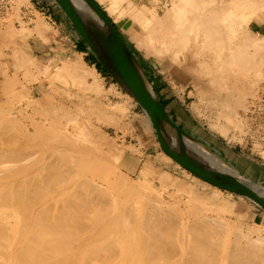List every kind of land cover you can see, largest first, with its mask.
I'll return each mask as SVG.
<instances>
[{"label":"bare ground","instance_id":"1","mask_svg":"<svg viewBox=\"0 0 264 264\" xmlns=\"http://www.w3.org/2000/svg\"><path fill=\"white\" fill-rule=\"evenodd\" d=\"M58 1H60L62 5L68 6L66 0ZM96 1L98 4L105 5L104 9L107 11L108 15L112 17L113 21L119 22L121 19H129V25L125 27V23H122V27L126 29L127 35L131 41L143 46L152 54L169 58L172 65L169 67L168 73L173 84L179 82L178 84L180 85L182 82V84L186 86L191 83V87L196 94L195 97L200 99H197V103H191L190 105L191 110L195 113L197 112V115H199L198 113H200L201 110V101L202 99H206L207 93L210 91H213L212 95L218 91L229 93V97H220L223 98L221 102L215 101V98H219L216 94L212 97V100L207 96L209 100H206L210 101L208 105L214 104V107L218 106L215 120L212 122L209 121L211 122L210 127L213 131L223 136V138H230L231 140L237 137L234 138L230 126H233L232 129H235L233 131L237 129L236 133L238 134L246 125L248 127V117H246L248 122H245L246 119L241 121V119L245 117H238L237 109L241 107L244 109L245 113L248 108L246 104L247 100L245 99L247 95L257 96V87L254 88L256 85L254 84V80L250 78L251 74L253 73L255 76L264 77L261 76L264 75L262 74L264 69H262V71L260 69L261 64L264 63V57H262L264 56L262 55L264 52L261 51L262 48H264V35L258 36V33H252V31L249 30V25L252 22H262L261 13H264V0H171V5L167 10H163L161 16L156 14L155 7H152L153 5L151 6L152 8L142 4L137 6L133 0ZM79 16L84 30L90 36V27L85 15L79 12ZM35 22L36 21H34V23ZM43 23L44 22L37 20V23L34 24L35 27H31V29H35L34 31L36 34L41 37L43 36L42 39L46 37V31L48 30V26ZM9 30L13 33L11 28L8 29V31ZM22 31L23 32L20 33L21 36L19 35L21 39L17 36L18 38L12 43V45H15L12 48V53H10L11 56L10 54L9 56L15 61L16 65L25 68L27 64L31 65L32 63L30 64V62H28L30 56L28 57L26 52L22 50L24 38L26 37L24 34L25 29L23 28ZM10 33L8 34L11 37L15 36V33L13 36ZM43 40L45 41V39ZM113 41L116 49L123 54L121 46H119L115 40ZM11 42L9 43L11 44ZM249 48L251 50H249ZM1 53L2 52H0V57ZM7 56L8 55L5 57ZM37 62H35V65ZM68 62L70 65V61ZM68 64H65L67 65L66 67H68ZM1 65L2 64H0V68L2 67ZM84 65H86L84 62L77 60L74 64L70 65L71 70L69 71L75 74L78 79H81L84 86L86 85V89H90L93 92V90L99 88V81H97L99 78L97 80L95 78L98 72L96 73L94 69L88 70L89 68ZM38 66L36 67L37 70L40 68V65ZM44 67L42 66L41 69ZM262 68H264V66H262ZM67 69H69V67ZM24 71L26 72V70ZM69 71L67 70V72ZM11 72V69L7 68L6 65L3 70L0 71V134L2 135L6 131L9 132L8 129L12 132L13 130L10 129L12 127L18 131L16 135L13 133L10 134L11 136L13 135L12 138L5 137V134H7L6 132L0 139V264H65L67 261L68 264L71 263L70 258H73V256L70 255L75 254L73 252H77L78 254H83L85 252V255L82 256L81 254L80 256L81 258L83 257L81 259L83 263L85 262V256L86 259L91 260L96 254V257L102 256V260L106 258V261H110L111 258L112 264L115 262L116 264L120 262V264H124V261L125 263L128 262L127 264L130 262L134 263V261H138V263L141 262V264H150L153 260L154 262L156 261V264H264V233H262L264 227L260 225L256 226L257 224H255V228H250L249 225H246L244 228V217H240V214H238V218H234L235 220L233 221L230 218L223 217V215L220 217H212L210 215L203 216V212L202 216L199 215L201 213L196 212L199 215L197 216L194 212L197 211L196 207L198 208V205H193V207L191 205L188 207L187 205V207H185H191V210H185L186 208L183 210L186 211V213L187 211L193 213L191 214L189 212L193 218L186 217V213L179 216L177 212H181L182 209L181 211L177 210V206L175 210L178 217L173 212L175 207L171 205L173 202L167 201L168 203H165L162 199V195L160 196V194L154 193L158 190L156 191V189H153L154 192L152 190L153 195L157 194V198L153 196V200L161 204H156L152 199L149 202L153 203H149L146 198H150H145V195L142 193L144 186L142 187L143 189L138 186L142 190L140 191L138 187H136V185L133 186L132 183L127 185L124 183L126 186H122L124 184L120 183V180L115 181V184L119 185L117 183H120V185L122 184L121 186L124 187L125 191L121 189L122 187L119 185V191L123 190L126 194L123 195V191L120 192V194L122 193V198L125 200L131 197H126L127 195L135 194L138 199L133 207H130L133 205V203L130 205V202L133 201L128 202L129 206L124 205L123 207L122 205V209L124 208L123 212L117 209L119 212H122V215L121 213L118 215L120 217L114 215L110 217L109 215H111V213L108 211H111L112 207L109 204L108 206L111 208L108 206H106L107 208L105 207L106 197L101 194L105 191V196H107L106 194L109 193L107 190L108 188L104 189L106 181L99 174L96 180L94 178L89 179L91 176H88V178L87 175L91 173L93 175L97 171L95 169H100V174L101 171L102 173L103 171L109 173V179H111V176H116V172L112 165H114L113 162L116 163L117 157L120 156L121 152L113 153L110 146L105 142L107 139L105 140L103 135L95 132V130L93 131L92 129L94 127L91 129L89 126L90 124H85L87 123L86 121L85 123L82 121L84 124H81V128L67 121L66 115L68 114L66 112L71 110H68L70 103L61 104V102L53 99L52 96V98L50 97L51 100L46 97L44 98L43 95L41 98H32V100L30 99L31 101L28 100V91L32 92L34 87L28 88L27 86L24 87L23 84L18 85V80L14 72H12V77ZM40 72L39 70V73ZM15 73L17 72L15 71ZM27 73L30 74L29 72ZM69 76H71V74ZM247 77H249V79H247ZM81 81L80 83L83 84ZM11 84L12 86H9L8 90L11 91L12 95L17 91L15 88L18 85L22 91H25L27 98L24 100L19 99L20 101L17 106H11L9 108L6 106L7 108L4 110L1 103L2 96L4 97L2 94L6 91L5 87ZM256 84L258 83L256 82ZM43 88L42 85H39L41 91ZM83 88H81V90H83ZM261 88L258 87V90H261ZM101 90L103 92L102 88ZM95 91L96 94L100 93L97 92V90ZM259 92H264V89ZM20 94L21 92L18 93L19 96H21ZM217 94H219V92ZM237 94L239 95L238 97L236 96ZM15 95L16 94H14V96ZM235 97L237 99L234 100ZM9 103H12V101ZM96 103L98 106L102 104L97 100ZM203 103L207 102L205 101ZM253 104L255 105V103ZM203 105L205 106V104ZM260 105L262 104H259V107H261ZM1 107H3V109ZM60 107L63 111H66V115L63 116L67 121L65 123H61L56 119L61 118L58 114L60 118L55 117L54 113L52 116V109L54 110L55 108L56 110V108L59 109ZM72 108L74 109L75 106ZM104 108L101 106L100 109L99 106L98 109L100 110L98 111L100 112ZM109 109H111V107ZM109 109L107 110L109 111ZM115 109L119 111L124 110V108L119 105L116 106ZM115 109L112 108L111 112ZM125 109L127 110V107ZM55 110L53 112H55ZM59 110H56V112ZM29 112L30 114L32 112L40 116L39 119L41 118V120L38 118L35 120V118L29 117ZM103 113L104 112H102V114ZM133 114L135 113L133 112ZM107 115L109 118L111 117L109 121H112L111 114ZM136 115L138 114L136 113ZM48 116H50L53 121L51 122L49 119L50 124L48 123L49 126L45 127L44 118ZM108 116L105 115L107 118ZM52 117L55 118L53 119ZM67 117L70 118V116ZM160 119L166 126L173 128L170 121L161 112ZM260 119H262V117ZM242 122L246 124L244 127ZM250 126L249 123V127ZM6 127L10 128L7 129ZM52 131L56 134L54 138L51 136ZM251 132L253 131L251 130ZM245 133L244 135H246ZM35 137H39V139L34 140ZM19 139L22 141H19ZM200 139L203 138L200 137ZM200 139L198 140L200 141ZM142 141L141 143L144 144L145 142ZM187 143L188 146L204 160L211 164L222 166L220 160L214 154L210 153L202 144L190 140H187ZM261 143H264V140H262L260 144L258 142L259 145H261ZM160 159L165 164L173 166L177 164V162L167 154H164ZM157 160L155 159V161ZM93 170H95V172ZM198 180L200 179L198 178ZM201 183L206 186L209 185V183L205 181ZM116 185L115 187L117 188L118 186ZM115 187L113 189L112 187L110 188L112 191L116 192L114 190L116 189ZM102 188L104 190H102ZM149 189H151V186ZM117 192L115 194H117ZM109 195L107 197L108 199L110 197ZM147 195L150 194H146V196ZM216 195L217 194L214 196ZM113 198H115V196ZM133 198L135 197L133 196ZM129 199L130 198L126 200ZM107 201L108 203L110 202L109 200ZM116 202L114 200V204ZM162 202H164L163 205L167 204L166 208L162 207ZM168 205H170V207ZM173 205H175V203H173ZM231 205L230 207L232 208ZM171 206L173 207V211L171 212L176 216L170 215L169 209H171ZM118 207H121V205ZM231 208H229V214ZM201 209L202 208L198 210L201 211ZM226 210H228V208ZM194 214H196V216ZM183 215H185V218ZM117 220H120L119 226L122 225L118 228L119 230L114 231L111 227L113 226L114 228L113 223L116 224ZM210 220L212 221L210 222ZM108 221H110V223H108ZM106 222L108 224L112 222L113 224L109 230H107L109 226L105 225ZM103 225L106 226V230L103 228L102 231H97L98 227H102ZM250 225L252 226V224ZM110 230L113 231L111 232ZM230 234L233 235V238H231ZM94 243H96V247ZM91 244L94 245V250L89 247ZM97 244L99 246L98 248ZM62 245L65 247H61ZM124 245L128 248L121 251L122 248L125 249L124 247L126 246ZM121 246L122 248H120ZM88 247L90 249H88ZM62 248L65 250H62ZM86 251H89L90 254H86ZM61 253H65L62 256L67 255L66 253L70 255L62 258ZM91 254H93V256H90ZM68 256H70V258ZM96 257L93 258V261ZM65 258H69V260ZM76 258L77 260L75 258H73V260L75 259L74 261H76L75 263L77 264L80 259L78 257ZM63 259H65L66 262H64ZM113 259L115 261H113ZM102 260H95V263L98 264V262H100L102 264L105 259L101 262ZM87 263L93 264L92 261H87Z\"/></svg>","mask_w":264,"mask_h":264},{"label":"rangeland","instance_id":"2","mask_svg":"<svg viewBox=\"0 0 264 264\" xmlns=\"http://www.w3.org/2000/svg\"><path fill=\"white\" fill-rule=\"evenodd\" d=\"M26 1L27 0H13V1L12 0H8V2L10 4L9 5L10 7L9 6H8L9 8L5 7V6L1 7L2 11L0 12V22H1L0 24H2V23L3 24L0 25V39H1L0 40V49H1L0 52H2L1 53V57H0V64H2L1 65L2 67L0 68V71L3 70L4 66L6 65L7 68H10L11 71L14 72L15 77L18 80V85L23 84L24 87L27 86L28 88H33L34 87L32 92L28 91V95H29L28 96V98H29L28 100H30V99L32 100V98H34V99L41 98L42 95H43L44 98L46 97V98L51 99L53 97V99H56V101L61 102V104L70 103L68 110L69 109H71V110L66 112V111H63V109L60 107L59 108L60 110L58 108H56V110H59L58 112H56V110L54 108L55 112H53L54 110L52 109V116H53V113H54L55 117H59V116L61 117V118L59 117L60 119L56 118L59 122L65 123V122L69 121L72 124L77 125L79 128H81L80 126L83 123L82 121H84V123L86 121L87 123H85V124H88V125L90 124L89 126H90L91 129L93 127L95 128V129L94 128L92 129L93 131L95 130V132L100 133L101 135H103L105 140L107 139L105 142L108 144V146H110V149H111V151H113V153H116V152H119V151L121 152L120 156L117 157L116 163L113 162L114 165H112V167L114 168V170L116 172V176H114V177L111 176V179H109L108 178V177H110L109 173L106 172V171H103V173H102V171H101V174H100L99 173L100 169H95L97 171L99 170L98 173L96 171L97 174L96 173L93 174V175L96 176V178H95V176L92 175V173L87 175V177L91 176L90 178L88 177L89 179L94 178L96 180L97 177H98V174H99L106 181V184H104L105 188L104 187L103 188L104 189L108 188L107 190L109 191V193L107 192L108 193V194H106L107 196H105V193H104L105 191L103 192L104 194L103 193H101V194L104 195V197H106L105 198L106 199L105 207L108 206V204L111 205V207H112V210L108 211V212L111 213V215H109L110 213L108 214L110 217H112L113 215L117 216V217H120L118 215H120V213L122 215V212H123V209H124V208L122 209V205H123V207H124V205L129 206L128 202H130V201H133V202H130V205H132V203H133V205L130 206V207H133L135 205V202L138 199L137 195H135V194L134 195L133 194L132 195H127L126 197L131 196V197H128V198H130L129 200H126L128 198H126L124 200V198H122V196H121V194L124 193V191H125L124 187H122V186H126L127 184H131L132 183V185L133 186L136 185V187L140 186V188H142L144 186V190L146 192L143 190L142 193L145 195V198L146 197L150 198V199L146 198L148 202L151 199L154 202L156 201V200H153V196L157 198V194L153 195V193H152V190L156 189V191L157 190L158 191L154 192V190H153V192L160 194V196L162 195V199H163V201H165V203L167 201L175 203V205H173V203H171L172 206H175L174 207V211L172 210L173 209L172 206H171V209L167 208V209L170 210V212L168 210L170 215L176 216L177 213H178V215L180 216L183 213L184 214L186 213V211H184L183 209L186 208L187 205H188V207L190 205L192 207H193V205L194 206L198 205V208L196 207L197 211L194 210L195 211L194 213H196V212L197 213H201V214H199L200 216H202V212H203V216L204 215H210L212 217H220V216L223 215V217L230 218L233 221L236 218H238L237 216H238V214H240L239 215L240 217H244V228H245L246 225H249L250 228H255L256 226H259V225L264 227V211H262L255 203H253L252 201H250L246 197L244 198V196H241V195H240L241 196L240 197L238 194H236L234 192L218 188V187L213 186L211 184L207 185L208 186L207 187L206 185H203L201 183L203 180H201L200 178H199L200 180H198V177H196L195 175L190 173L188 170L183 168L178 163H177L178 165L175 164L176 166H173V165L165 164L164 162H162L160 157H162L165 153L161 149V147H160V145H159V143H158V141L156 139V135H155L154 129H153L151 123L149 122L146 114L141 109V107L138 105V103L135 101V99L132 96H130L125 90H123L122 87L117 82H115V80L96 61V59L91 55L89 50H84V51H80L79 50L80 49L79 46L82 43V38L80 37V35L76 31V29L73 27V25L69 21L68 17L65 15L64 11L59 7V5L55 2V4L58 7V9L61 11L62 14L65 15V17L68 19V21L70 22V25H71L69 27L70 29H69V31L67 33H61L60 31L58 32L57 30H55L54 29L55 28L54 25H52L48 20H46L44 18V15L35 14L36 18L23 17L22 11H21V7L26 5ZM170 1L171 0H148V1L147 0H144V1L143 0H133V2L137 6L142 4V5H146L149 8L155 7L156 14H158V16L162 15L161 13H163L164 9L167 10V8L171 5ZM99 5H100L101 9L109 17V19L114 23V25L119 30V32L121 33L122 37L126 41V43L130 46V48L134 52L135 56L137 57L138 61L141 64V66H142V68H143V70H144V72H145V74H146L151 86L153 85L152 84V80L154 79V77L152 75V71H151V68L153 67V64L157 65V66H163V69H161L163 71L162 76L163 75L164 76H166V75L169 76L168 69L172 65V63L170 62L169 58L166 57V56L163 57V56H158L156 54H152V53H150L149 50H147L143 46L139 45L136 42L131 41L129 39L128 35H127L126 29L124 27H122V23H125V27H127L129 25V23H128L129 19L128 18H126L124 20L121 19V20H119V22L118 21H113L112 17L109 16L107 11L104 9L105 5H103V4H99ZM160 8L162 9V11H161ZM261 18H262V22L259 23L260 25L264 24V13H261ZM33 20L36 21L35 23H37V20L40 21V22L42 21V22H44L43 24H46V26H48V30L46 31V37L43 38V39H45V41L42 39L43 36L42 37L39 36L38 34L35 33V31H34L35 29L33 30V28L35 27L34 26L35 23H34ZM31 27H33V28L31 29ZM10 28L13 30V33L10 30L8 31V29H10ZM23 28L25 29L24 34H25L26 37L24 38V45H23L24 47L22 46V50L24 52H26L28 57L30 56L31 60L28 58L29 59L28 62H30V64L32 63L31 65L27 64V66H25V68L24 67L21 68V66L16 65L15 61H13L12 58L10 57L11 56L10 53H12V48L15 45V44L12 45V43L15 42L16 38L21 36L20 33L23 32L22 31ZM249 30L252 31V33L253 32L254 33H258L259 34L258 36L264 35V26H259L258 27L257 25H255V24L252 25V23H251L249 25ZM26 32L29 33V34H27ZM8 33H10L12 36L15 33V36L11 37ZM20 39H21V37H20ZM11 41H13V42H11ZM9 42H11V44ZM250 48H252V47H250ZM250 48H249V50H251ZM84 49H86V48H84ZM261 51L264 52V48H262ZM81 52H84V53H81ZM9 54H10V56H9ZM6 55H8V56L5 57ZM262 55H264V53H262ZM46 57H48L49 59L46 58ZM262 57H264V56H262ZM32 59H33V62L34 61L35 62L38 61L36 63V65H35V62L34 63L32 62ZM67 60L70 61L71 64H74L77 60L82 61V62H84V64H86L84 66L89 68L88 70L94 69L96 71V73L98 72V74L95 76V78H96V80L99 78L97 80V81H99L98 82V84H99L98 87L99 88H96L95 90H97V92H100L99 94H96L95 90H93V92H92L90 89L89 90L86 89V85L84 86V83L81 81V79H78V77L75 76V74H73L71 71H69V70H71L70 69L71 68L70 67L71 64L69 65L68 64L69 62ZM39 62H40V64H39ZM64 63L68 64L69 69H67L68 67H66L67 65H65ZM37 64L40 65V68H38V70L36 68L38 66ZM42 64H44V65H42ZM262 64H264V63H262ZM262 64L260 66L261 71H262V69H264V68H262V66H264ZM41 65L43 67L45 66L44 67L45 69L42 68L43 69L42 70L41 69V67H42ZM26 67H27V69H26ZM28 68H29V70H28ZM66 69L69 72H67ZM24 70H26V72ZM39 70L41 71L40 72L41 74L39 73ZM15 71L17 73H15ZM12 72H11V77H12ZM27 72H29L30 74H28ZM68 73H70L71 76H69L70 74H68ZM262 74H264V71H262ZM30 75H32V76H30ZM98 75H99V77H98ZM261 76H264V75H261ZM259 77L260 76H255L253 73L250 76V78L254 80V84L256 85V86H254V88L257 87L256 88L257 96H255V95L254 96H251V95L248 96L247 95V97L245 98L247 100V101L246 100L245 101L247 102L246 104L248 106L247 111H245V113H244V109H242L241 107H239L237 109V112H238L237 114L239 115L238 117H242V118L245 117L244 119L240 118L241 121L245 120L246 117H248L249 122H248L247 119L245 120V122H248L247 123L248 127H247L246 124L243 123L244 122L243 121L242 122L243 123V127H244V125H246V127L242 128L241 132L238 134V133H236L237 129H236V131H233L235 129H232L233 126H230L231 133L233 134L234 138L237 137L239 139V136H240L239 140L237 138L236 139H231V140H230V138H225V137L223 138V136H220V134H218L217 132L213 131L211 129V127H210V123L215 120V116H216L215 114L218 111V108H217L218 106L214 107L215 106L214 104L208 105V103H210V101H207V100H209V98H210V100H212V97L216 94V95H218L219 98H215V101L221 102V99H223L224 97H226V96L229 97L228 96L229 95L228 92H227L228 93L227 94L224 91H222V92L218 91L219 94H217L218 93L217 92L214 95H212L213 91H210L209 93H207L206 95L209 98L206 96L207 100L206 99H204V100L202 99V101H201L202 103L205 102V101L207 102V103H203V104H205V106L201 103L200 113H204V114L198 113L199 115H197L196 114L197 112L195 113L190 108L191 103H197V101H198L197 99H199V98L195 97L196 94H195V91L191 87V83L188 84L189 86L188 85L185 86L184 84L180 85L178 87L179 95L181 96V99H183V101H184L183 106L185 107V109H186V111H187V113L189 115V122H190L191 118H194L192 121L196 123L195 126H192L193 129H194L192 134L195 135L197 137V139H200V137L203 136L204 138H207V140H210V138H212L213 140L216 139L217 141H220L222 139L224 142H227L228 144H233V145L241 144L244 147H247V145L250 144L253 147V150L259 155L258 159H260L261 161H264V145H262L264 143H261L262 146L259 145L260 142H262V140H264V138H261V137H264V129H262V128H264V125H262V124H264V120H262V119H264V115H262V114H264V110H262V109H264V106H262V105H264V100H262V99H264V94H262V93H264V92H259L262 89H264V77H260V78ZM247 79H249V77H247ZM24 80H26V81H24ZM169 80H170V78H169ZM37 81H39V82H37ZM80 81L83 84H81ZM256 82L258 84H256ZM39 85L40 86L42 85V87H44L42 91L39 89ZM9 86H12V84L8 85V87L6 86L5 87L6 91L3 92V94H2L5 97L4 98L2 96V100H1V103H2V106L4 107V110H6L5 108H7V107L9 108L11 106H17L21 99L24 100L25 98H27V96L25 95L26 94L25 91H22L19 86L18 87L16 86L15 89H17V91H15L13 93V95H12L11 91L8 90ZM258 87L259 88L262 87L261 90L260 89L258 90ZM81 88H83V90H81ZM101 88L103 89V92H102ZM39 90H40L41 93L39 92ZM84 90H86V91H84ZM8 92H9V94H8ZM20 92H21V94H20L21 96L18 95V93H20ZM191 92H192V95H191ZM14 94H16V95L14 96ZM23 96H25V97H23ZM236 96L238 97L239 95L237 94ZM220 97H223V98H220ZM85 98L88 99L89 101L91 100L90 103ZM94 98H97V99H94ZM235 99H237V98L235 97L234 100ZM96 100L99 101L100 104L102 103L101 105H99L100 109H101V106H102V108L105 107L100 112L98 111L100 109H98L99 106L96 105L97 104ZM11 101H12V103H9ZM231 101H233V100H231ZM259 101H260V103H259ZM3 102H5V103H3ZM91 102H92V104H91ZM251 102L255 103V105L253 103H251ZM116 104H118L119 106H122L124 108V110H126L125 108L127 107V110L126 111L123 110L124 111L123 112L121 110L119 111V110L115 109L116 106H118ZM259 104H262V105H260L262 107V109H261V107H259ZM72 105H74L76 109L75 108L73 109L72 107H74V106H72ZM97 106H98V108H97ZM3 107H1V108L3 109ZM57 107H59V106H57ZM110 107H111V109H109ZM112 108L115 109L114 110L115 112L114 111L111 112ZM105 109L106 110L109 109V111L108 110L106 111ZM86 110H88V111H86ZM258 110L261 111V112H259ZM65 112L68 115H66ZM102 112H104L103 114H105L106 116H108L107 114H111L110 116H112V121L111 120L109 121V119L111 117L110 118H109V116H108V118L105 117V115H103ZM120 112H122V113H120ZM133 112L135 114H133ZM258 112H259V114H258ZM114 113H115V115H114ZM136 113L138 115H136ZM121 114H122V116H121ZM28 115H29V117L35 118V120L37 118L39 119V117H40V116H38L36 114H33L32 112H31V114L29 112ZM65 115H66L67 121H66V119H64L65 117H63ZM139 115H140V117H139ZM67 116H70V118H72V119H70ZM99 116H101L102 118L99 117ZM179 116H180L179 118H181L180 114H179ZM204 116H206V117H204ZM260 116L262 117V119H260L261 118ZM117 117H119V118H117ZM44 119L46 120V121L44 120V122H45L44 126L45 127L49 126V124H50L49 119L51 120V122L53 121L50 116H48L47 118H44ZM116 119H118V120H116ZM39 120H41V118ZM209 121H211V122H209ZM78 122H80V123H78ZM111 122H113V123H111ZM115 122H117V123H115ZM249 123L251 125L250 127H249ZM187 127L191 128V125L189 124ZM4 128H5V126H4ZM6 128L8 129L10 127H6ZM12 128H10L11 130H13L12 132L9 129H8V131L10 133L6 131L7 134L8 133L9 134L8 135L5 134V137H11L12 138L13 135L11 136L10 135L11 133H13L14 135L17 134L18 131L15 128H13V129ZM246 128H247V130H246ZM249 129H250V132H249ZM260 129H262V130H260ZM3 130H5V129H3ZM251 130L253 132H251ZM2 132H4V131H2ZM6 132H4V133H6ZM238 132H239V130H238ZM0 133H1V129H0ZM4 133L2 135L0 134V139H1V136H4ZM51 133H50L51 136H53L52 138H54V136L56 135V134H54L55 132L52 131ZM244 133L246 135H244ZM51 136H48V137H51ZM136 136L138 137V139H137ZM148 137H149V139L145 140ZM241 137H243V138H241ZM204 138L200 139V141L199 140L198 141L200 143H202L206 148L210 147L209 145H207L208 147L206 146V144H208V142H206ZM36 139H39V137L38 138H36V137L34 138V140H36ZM19 141H22V140L19 139ZM141 141L145 142V143L143 144V143H141ZM203 141H205V143H203ZM258 142H259V144H258ZM150 143H152V144H150ZM138 144H139V146H138ZM145 144H148V145L150 144L151 146H148V145H145ZM140 145H142V146H140ZM143 146L148 147L146 153L141 151V147H143ZM208 150L211 153L215 154L212 149L208 148ZM245 151H246V148H245ZM247 151H249V150H247ZM158 156H159V158H158ZM148 159H150L151 162H154V163H152L151 169H149L146 173L145 172L142 173L143 171L141 169L143 167L142 166L143 162H144V160H148ZM155 159L156 160L159 159L160 161L159 160L155 161ZM226 160L228 161L227 164L230 166L232 164L231 160L229 158H226ZM232 165H234L235 169L241 170L245 174L246 177H248V178L251 177L250 179H252L253 181H255V182H257V183H259L261 185H264V182H262L264 180L254 178L253 170H250L247 167L246 163L243 166H239V165H235V164H232ZM231 168H233V167H231ZM95 170H93V171L95 172ZM120 180L123 181V182H121ZM115 181H120V183H122V184L125 183L126 184V185L125 184L124 185L121 184L122 185L121 186L120 183L116 182L117 184H119L122 187L121 189H124V191L122 190L123 192L121 190L119 191V189H120L119 185H116ZM114 184L116 186H118V187L116 188ZM113 185L116 188L114 190L116 192L118 191L117 192L118 195L115 194L116 192L111 190L110 187H112V189H113L114 188ZM150 186H151V189H149ZM103 188H102V190H104ZM109 188H110L111 191L109 190ZM140 188L138 187V189L140 191H142ZM120 192H122V193L120 194ZM145 193L146 194H150V195L146 196ZM111 194H113V195H111ZM213 194L214 195L217 194L216 195L217 198ZM108 195L110 196L109 199L107 198ZM123 195H126V194L124 193ZM111 196H113V197L115 196L116 199L111 197ZM133 196L135 198H133ZM210 198H212V199L214 198V199L212 200ZM107 200H109L111 203L110 202L108 203ZM114 200H115V202L117 201L115 204H114ZM123 201H125V202H123ZM209 201H211L212 203L209 202ZM214 201H216V202H214ZM121 202H123L124 204L121 203ZM149 203H153V202H149ZM155 203L157 204V203H160V202L157 201ZM118 204H120L121 207H118V206H120ZM163 204H164V202H162V207L166 208L167 204L166 205H163ZM231 204H233V205H231ZM230 205L232 206V208L230 207ZM116 206H117V208H116ZM168 206L170 207V205H168ZM108 207L111 208L110 206H108ZM176 207H177V210L181 211V209H182V211H184V212L181 211V212H177L176 213V210H175ZM226 207L228 208V210H226L227 209ZM200 208H202L203 210L202 209H201V211L198 210ZM229 208H231L230 209V211H231L230 214H229ZM117 209L119 211L122 210V212H119ZM167 209H166V211H167ZM187 209L191 210V207L190 208H186L185 210H187ZM166 211H164V212H166ZM171 211H173L176 215L173 214V212H171ZM189 212L190 211H187V213H186L187 216L186 217L193 218V216L191 217V214H193V213L190 212L191 213L190 214ZM196 214H194V215L196 216ZM199 215L197 214V216H199ZM183 217L185 218V215H183ZM211 221L212 220H210V222ZM108 223H110V221H108ZM108 223L106 222V224H105L106 226L107 225L109 226V227H107V230H109V228L114 224V228H113V226L111 228L114 231H117V230H119L118 228H120V226L122 225L121 224L119 226L120 220H117L116 224L115 223L112 224V222H111V224H108ZM250 224H252L253 227ZM255 224H257V225L255 226ZM105 225H103L104 227L103 226L102 227L99 226L97 231H102L103 228L106 227ZM105 230H106V228H105ZM262 233H264V231H262ZM230 236H231V238H233L232 234H230ZM95 244L96 243H94V245ZM98 244H97V248L99 247ZM91 245H89V247L91 249L93 248L92 250H94L96 245H95V247H94V245H92L93 247ZM124 246H126V245H124ZM61 247H65V246L62 245ZM89 247H88V249H90ZM120 248H122V246ZM124 248L125 249L122 248V250L121 249L120 250L124 251L128 247L126 246ZM63 249L64 248H62V250ZM86 252H87L86 254L89 253V251H86ZM73 253H75L76 255L75 254H71L70 255L68 253H66V254L70 255V256H73V258H75L76 260H77L76 257L79 258L81 256V254H82V253L81 254L79 253L80 254L79 255L77 252H73ZM64 254L65 253H63V254L61 253V256L64 255ZM67 255L62 256V258L63 257H67ZM83 255H85V252L82 254V256ZM95 255H94V257L91 258V260L90 259L89 260L86 259V256H85V262L87 263V261L88 262L92 261V263L94 264L96 261L102 260V258H103L102 256L101 257H99V256L96 257ZM70 256H68V257L70 258ZM90 256H93V254H91ZM95 257H96V259H94V261H93V258H95ZM69 258L68 259L65 258V259L69 260ZM73 258L72 257L70 258L71 263H68V264H73V263L76 262V261H74L75 259L73 260ZM82 258L80 257L79 258L80 260L78 259L81 264L83 263V262H81ZM88 258H90V257H88ZM65 259H63L64 262H66ZM104 259H105V261L103 262ZM104 259L101 261V262H103L102 264H104V263L105 264L106 263H108V264L111 263L112 264V262H111L112 259L111 258H110V261L109 260L106 261V258H104ZM107 259H109V258H107ZM63 260H62V262H63ZM113 261H115V260L113 259ZM67 262L65 264H67ZM79 262L77 264H80ZM85 262L83 264H86ZM155 262L153 260L152 263H150V264H153ZM120 263H118V264H120ZM127 263H125V261H124V264H127ZM134 263L135 264H141V262L138 263V261H134ZM134 263H131V264H134ZM62 264H64V263H62ZM87 264H89V263H87ZM98 264H101V263L98 262ZM114 264H116V262Z\"/></svg>","mask_w":264,"mask_h":264},{"label":"water","instance_id":"3","mask_svg":"<svg viewBox=\"0 0 264 264\" xmlns=\"http://www.w3.org/2000/svg\"><path fill=\"white\" fill-rule=\"evenodd\" d=\"M54 1L64 11L91 55L144 111L164 153L201 180L244 196L264 211V185L231 168L215 154L222 166L211 164L188 146L187 140L200 142L175 124L163 109L137 57L97 1L66 0L68 6ZM79 12L89 23L91 37L82 26ZM113 40L121 46L123 54L116 49ZM160 112L173 128L162 123Z\"/></svg>","mask_w":264,"mask_h":264},{"label":"crops","instance_id":"4","mask_svg":"<svg viewBox=\"0 0 264 264\" xmlns=\"http://www.w3.org/2000/svg\"><path fill=\"white\" fill-rule=\"evenodd\" d=\"M21 11L23 17L27 18H35V14L44 15V18L54 25V29L58 32L60 31L61 33H67L70 29V22L65 17V15L61 13L53 0H27L26 5L21 7ZM254 24L258 27L264 26V24L260 25L257 22H252V25ZM84 50L88 49L86 48ZM161 69H163V66H157L154 64L151 68L152 75L154 77L152 80L153 91H155L154 93L158 101L172 121L183 131L192 136L194 130L192 126H195L196 123L192 121L194 118H191L189 122V115L183 106L184 101L179 95L178 87L182 85V82L180 85L178 84L179 82L173 84V82L169 80L168 75L162 76L163 71ZM179 114L181 115V118H179ZM189 124L191 125V128L189 127L190 129L187 127ZM192 137L198 140L195 135ZM201 137L204 138L203 136ZM148 139L149 138L145 140ZM204 139L206 142H208L206 145L211 147H209V149H212L215 155L221 158V160H224L225 163L228 162L226 158H229L232 164L235 165L243 166L246 163L247 167L250 170H253L254 178L264 180V161L258 159L259 155L253 150V147L249 143L247 147H244L241 144H228L222 139L220 141H217L216 139L213 140L212 138H210V140H207V138ZM205 141H203V143H205ZM150 144L148 146H151ZM147 148L148 147L145 146L141 147V151L146 153ZM152 163L154 162H151L150 159L144 160L142 165L143 167L141 169L143 171L142 173H146L149 169H151ZM232 164L230 166H233L235 169L234 165ZM235 170L245 175L241 170Z\"/></svg>","mask_w":264,"mask_h":264},{"label":"built area","instance_id":"5","mask_svg":"<svg viewBox=\"0 0 264 264\" xmlns=\"http://www.w3.org/2000/svg\"><path fill=\"white\" fill-rule=\"evenodd\" d=\"M10 4L8 3V0H0V12L2 11L3 6L8 7Z\"/></svg>","mask_w":264,"mask_h":264},{"label":"trees","instance_id":"6","mask_svg":"<svg viewBox=\"0 0 264 264\" xmlns=\"http://www.w3.org/2000/svg\"><path fill=\"white\" fill-rule=\"evenodd\" d=\"M129 46V45H128ZM130 47V46H129ZM79 50L80 51H84V48H86V46H85V43H84V41L82 40V43L80 44V46H79ZM132 50V49H131ZM133 52V51H132ZM134 53V52H133Z\"/></svg>","mask_w":264,"mask_h":264}]
</instances>
